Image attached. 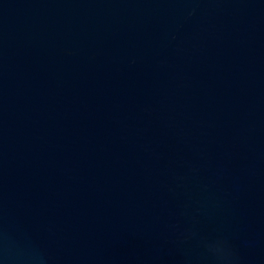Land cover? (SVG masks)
I'll use <instances>...</instances> for the list:
<instances>
[{
	"label": "water",
	"instance_id": "obj_1",
	"mask_svg": "<svg viewBox=\"0 0 264 264\" xmlns=\"http://www.w3.org/2000/svg\"><path fill=\"white\" fill-rule=\"evenodd\" d=\"M0 264H264V0H0Z\"/></svg>",
	"mask_w": 264,
	"mask_h": 264
}]
</instances>
